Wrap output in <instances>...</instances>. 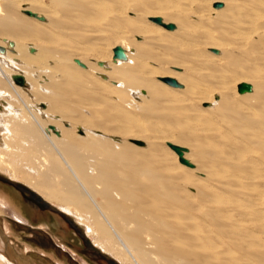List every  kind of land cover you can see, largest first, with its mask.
Returning a JSON list of instances; mask_svg holds the SVG:
<instances>
[{
  "label": "bare ground",
  "instance_id": "bare-ground-1",
  "mask_svg": "<svg viewBox=\"0 0 264 264\" xmlns=\"http://www.w3.org/2000/svg\"><path fill=\"white\" fill-rule=\"evenodd\" d=\"M262 165L264 0H0V170L121 263L264 264Z\"/></svg>",
  "mask_w": 264,
  "mask_h": 264
},
{
  "label": "rangeland",
  "instance_id": "rangeland-1",
  "mask_svg": "<svg viewBox=\"0 0 264 264\" xmlns=\"http://www.w3.org/2000/svg\"><path fill=\"white\" fill-rule=\"evenodd\" d=\"M7 170H0V194L17 202L23 214L15 215L10 205L0 204L4 211L0 213V230L18 254H25L32 264H123L101 249L73 214Z\"/></svg>",
  "mask_w": 264,
  "mask_h": 264
},
{
  "label": "water",
  "instance_id": "water-1",
  "mask_svg": "<svg viewBox=\"0 0 264 264\" xmlns=\"http://www.w3.org/2000/svg\"><path fill=\"white\" fill-rule=\"evenodd\" d=\"M217 5H219V3H217ZM26 13L30 14V15H33V16H36V13L32 12L31 10H25ZM38 18L40 19H43V16H38ZM166 27L168 28H173L174 27V23L172 22H169V23H166L165 24ZM125 56V53H124V50L122 48V46L120 45H117L115 48H114V55L113 57L116 58V57H123ZM78 63L82 64L81 61L79 59H75ZM99 63L101 64L102 61H99ZM14 79L16 80L17 83L21 84L23 83L22 81V77L20 74H14L13 75ZM170 84L172 85H177V82L174 81V80H167ZM251 89L250 85L247 84V83H241L239 86H238V91L239 92H245V91H249ZM137 144L139 145H143L142 142H136ZM170 147L178 154L179 156V161L183 164H185L186 166H190L192 167V164L186 159L183 157V151L185 150V148L183 147H180V146H177V145H172L170 144Z\"/></svg>",
  "mask_w": 264,
  "mask_h": 264
}]
</instances>
